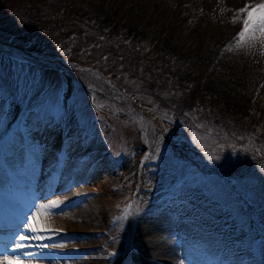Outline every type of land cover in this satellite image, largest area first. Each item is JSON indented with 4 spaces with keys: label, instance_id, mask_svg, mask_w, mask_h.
<instances>
[{
    "label": "rangeland",
    "instance_id": "374dc122",
    "mask_svg": "<svg viewBox=\"0 0 264 264\" xmlns=\"http://www.w3.org/2000/svg\"><path fill=\"white\" fill-rule=\"evenodd\" d=\"M0 7V156L10 152L14 163L31 156L25 130L52 126L64 141L85 143L83 160L104 166L89 182L92 214L66 222V264H264V36L240 42L242 29L232 32L204 0H0ZM75 11V30L109 38L142 62L151 94L129 95L101 67L40 52L56 44L46 33L68 31ZM196 87L205 105L183 116L152 96L173 99ZM209 97L220 103L210 107ZM193 213L197 220L186 223ZM166 216L178 221L168 225ZM83 232L100 250L77 239Z\"/></svg>",
    "mask_w": 264,
    "mask_h": 264
},
{
    "label": "bare ground",
    "instance_id": "6f19581e",
    "mask_svg": "<svg viewBox=\"0 0 264 264\" xmlns=\"http://www.w3.org/2000/svg\"><path fill=\"white\" fill-rule=\"evenodd\" d=\"M204 1L209 11L215 12L218 15H223V17H225V19L229 22V29H231V31L234 33H238L243 28L242 21L244 19V16H238V10L249 4L254 5L264 3V0ZM148 121H151V119H149ZM43 132L44 135L41 136ZM60 133V128H54L52 126L44 127V131H38V129H26V137L22 140L26 145L34 147L35 153H31V156L23 155V158L20 157L21 159H19V161L26 162L25 167L14 163L16 160L10 152L6 151L4 155L0 156V215H4V210H8L9 213H6L4 217L11 218V216H13L14 219L18 222H15L17 223V225L14 223L12 225H7L3 230L0 229V256L7 255L9 257L18 258L19 260L23 261L24 264H66L71 258L72 252L69 249L68 245L69 234L66 222L67 220H75L76 222L81 223V221L85 219L86 215L90 213L92 214L94 209V206L92 205V198L96 194L93 192V183L89 182L91 178L95 179V181H98V174L95 170L97 168L101 169V167L104 168V166L98 165L96 167L95 164L92 166L89 162L83 160L85 155L84 148L80 149L83 142H80L79 140L64 141ZM144 140L146 148L145 154L147 155V152L151 147V142L148 138H146V135L144 137ZM16 144L17 143L15 142L9 143L7 149L13 150L14 152L15 150H17ZM84 145L85 143L83 144V147ZM93 153L94 152H92L91 154ZM33 158L35 160V163L39 162V165H36L33 162ZM20 168L30 172L28 176H30L31 178L28 176H24L23 174H19L20 172H18V170L20 171ZM61 168H64L65 171L60 170ZM38 169L42 171V174L44 176L38 173ZM54 170L60 172L61 174H66V177L69 178L70 181L66 182L65 180H62L59 183H55L54 179L52 180V173ZM33 171H36L37 173H33ZM45 175H47L46 179ZM94 190L97 192L96 189ZM52 200L58 201L60 203L59 208L48 210L51 212L50 217H55L52 219H48L47 216H43L42 219L43 222L46 223L50 228L57 231L46 233L45 239L42 241H33L32 247L30 248H26L23 251H11V247L13 246L14 242H19L13 240L15 236H17L18 234H24L27 236L32 235V233L28 232L23 227V225L26 223V218L29 217L32 213L36 212L39 208V205L46 204ZM166 218V222H170L168 225L174 224V222L178 221L173 220L175 218H171L170 216H166ZM196 220L197 216L193 213L192 216H188V222L186 223H194V221ZM168 227L171 230V227ZM199 232L200 231H198V233ZM166 236L161 235L159 238L164 241L166 239ZM77 237V239L87 238L90 244L94 245V250L97 251L99 249L97 246H95L94 240L88 234L83 232L78 234ZM155 241L158 242V240ZM60 243L62 244V246L59 245ZM147 244L149 245V243ZM43 245H48V247H43ZM144 253L145 252L143 251V254ZM172 253L173 252H171V254ZM137 256L139 257L138 254Z\"/></svg>",
    "mask_w": 264,
    "mask_h": 264
},
{
    "label": "trees",
    "instance_id": "16d2710c",
    "mask_svg": "<svg viewBox=\"0 0 264 264\" xmlns=\"http://www.w3.org/2000/svg\"><path fill=\"white\" fill-rule=\"evenodd\" d=\"M3 8L5 7H0L1 20L2 17L5 16L6 11ZM80 14L79 11L73 13L72 23L68 31L63 32L60 28L58 32L51 30L46 33L51 39V42H55L56 44L51 45L49 49H41L40 52L44 55H60L75 64H91L93 66L95 65L96 68L101 67V71L105 75L114 76L116 78L115 81L118 83L117 86L129 95H136L141 91L145 92V94H148L149 91L151 94V89L145 91L142 85L148 81L149 78V74L147 73L149 71L143 68L141 65L142 62L133 60L132 57L126 54H121L120 51H117L115 47H112L108 43V41H110L109 38L106 40H99L93 38V36L91 37L88 34H84L79 27L75 30V22L80 20ZM112 34L113 32H110L108 35ZM55 45H58L59 48H56ZM96 54L97 56H95ZM152 80L156 81L157 79L154 78ZM205 95L206 92L200 87H196L193 90L190 89L186 93L174 96L173 99V96L168 98L165 96L162 98L159 95L152 94L153 98L156 99L161 106L182 116L187 112L194 111V109L200 106H204ZM209 100L211 101L209 104L210 107H214L220 103L212 97H209ZM215 108L220 111L218 107ZM230 110L233 109L229 108V112ZM212 111L214 112V108ZM233 111L232 113H236L235 110ZM242 115L244 117L246 114L242 113ZM242 115L240 114L238 116L239 121L242 120L240 119ZM190 155L192 156V153H190Z\"/></svg>",
    "mask_w": 264,
    "mask_h": 264
},
{
    "label": "snow or ice",
    "instance_id": "6c2138e0",
    "mask_svg": "<svg viewBox=\"0 0 264 264\" xmlns=\"http://www.w3.org/2000/svg\"><path fill=\"white\" fill-rule=\"evenodd\" d=\"M237 15L244 16L242 21L243 28L238 34V40L240 42H243L246 37L254 38L256 33H260L261 36H264V3L246 5L238 10ZM59 207L60 203L55 200L39 205L37 211L27 217L26 223L23 225V227L28 232L32 233V235L27 236L24 234H18L15 236L13 240L19 242H14L11 251H23L26 248H30L32 247L33 241H42L45 239L46 233L57 231L44 223L42 217L51 215V212L48 210ZM43 247H48V245H43ZM0 264H24V262L18 258L4 255L0 256Z\"/></svg>",
    "mask_w": 264,
    "mask_h": 264
}]
</instances>
